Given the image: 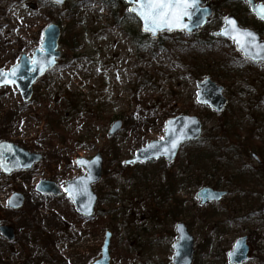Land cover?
<instances>
[{
    "label": "rangeland",
    "instance_id": "rangeland-1",
    "mask_svg": "<svg viewBox=\"0 0 264 264\" xmlns=\"http://www.w3.org/2000/svg\"><path fill=\"white\" fill-rule=\"evenodd\" d=\"M127 7L125 0H0L3 71L40 47L48 24L61 30V57L33 83L29 101L22 100L15 85L0 87V141L42 155L31 169L8 176L0 172V225L15 229L12 241L0 232V264H90L99 257L107 230L112 233L110 264H171L178 221L194 238L193 262L229 264L228 251L246 236L250 254L245 264H264V210L248 208L250 201L224 181L221 170L212 168L200 185H190L182 179L191 169L175 160L158 164L160 169L153 162L124 163L136 149L163 139L169 118L188 114L202 121V137L215 134L219 143L235 144L241 160L257 167L251 153L264 158V63L242 59L231 40L216 38L212 31L235 11L238 20L246 19L243 27L264 39V22L246 0H234L199 32L152 39ZM206 77L222 86L227 102L220 113L196 101V83ZM117 119L121 128L108 136ZM193 147L186 143L178 157ZM97 152L103 172L92 189L97 202L104 197L97 205L101 216L82 220L71 214L64 185L84 173L75 159ZM170 174H175L174 187L168 186ZM211 178L220 179L218 188L230 194L200 205L196 191L213 186L207 183ZM40 180L54 181L62 193L40 194L35 189ZM257 185L262 192L251 201L264 209V181ZM15 191L25 200L13 210L7 200Z\"/></svg>",
    "mask_w": 264,
    "mask_h": 264
},
{
    "label": "water",
    "instance_id": "water-1",
    "mask_svg": "<svg viewBox=\"0 0 264 264\" xmlns=\"http://www.w3.org/2000/svg\"><path fill=\"white\" fill-rule=\"evenodd\" d=\"M53 1V0H50ZM65 0H62L64 3ZM128 4V9L135 5L130 3V0H125ZM249 4L250 11L256 18L264 21L257 15L260 10V6H264V1L246 0ZM59 3V4H62ZM197 7L189 9V16L183 18V23L188 27L186 29H173L167 32L185 31L186 33L199 32L201 28L210 20L213 14V8L205 2V0H197ZM255 9V10H254ZM234 21L235 25L240 29H246L255 34L256 41L264 44V39L254 30L250 28L241 27L238 19L233 14H228L223 22L224 25L219 30H213L212 34L215 37L223 39H229L234 43V46L238 52L242 54V57L252 62L264 63V56L257 57L255 59L246 57L243 52L238 50L237 44L228 36L221 35L222 29L228 28L230 25L226 22ZM141 24V31L149 33L150 37H158L160 32L155 35L151 32L143 30V21L137 18ZM61 34L60 27L55 23L48 24L43 29V39L40 47L35 49L31 56L21 54L18 62L13 65L9 70L2 71L5 74L10 73L15 69L13 75H6L3 79L10 80L11 83H0L1 86L15 85L19 90L23 101H29L33 89L32 84L44 74L48 69L52 68L57 59L60 57L61 52L58 49V41ZM34 61H36L34 63ZM196 101L200 104H207L210 108L216 112H221L227 102V99L222 94V86L217 85L209 77H206L202 81L196 83ZM122 126V121L117 119L113 121L109 127L108 135H113ZM202 131V122L196 115L179 114L169 118L164 125V137L161 140H153L146 143L144 146L134 151L133 157L127 159L125 164H135L137 162H148L157 159H165L167 162H171L175 159L181 145L188 141L196 140L200 137ZM179 143L169 151L171 143L178 137ZM252 156L256 158V155L252 153ZM42 159V155L38 152H30L17 144L10 141H0V170L9 175L17 170H28L32 166ZM257 159V158H256ZM75 164L85 169V173L78 175L70 180L65 181V194L70 200L74 211L83 218H91L95 211L97 202V194L93 191L92 185L100 181L102 177V155L97 152L92 157H78L75 159ZM91 177V179H88ZM81 185L86 186L85 190L78 191ZM36 190L45 195L57 196L61 193L58 185L52 180H40L36 185ZM71 193V195H70ZM227 191L216 190L209 186H202L196 192V197L200 199V204L203 205L211 201H219ZM264 199V196H263ZM24 203V195L19 192H14L8 199V206L14 209L20 208ZM1 234L11 241L15 237L14 228L10 225L0 226ZM175 233L177 236L176 241L172 244L173 258L171 264H192L194 253V238L189 232L187 226L183 222H176ZM111 232L105 231L103 244L101 246L100 256L94 260L91 264H110L109 245ZM250 247L247 243L246 236H241L236 239L232 249L228 252L229 264H242L249 257Z\"/></svg>",
    "mask_w": 264,
    "mask_h": 264
},
{
    "label": "trees",
    "instance_id": "trees-1",
    "mask_svg": "<svg viewBox=\"0 0 264 264\" xmlns=\"http://www.w3.org/2000/svg\"><path fill=\"white\" fill-rule=\"evenodd\" d=\"M206 2L211 1L209 3L210 5H213L214 13H217L220 7L228 6L229 3L233 2L234 0H205ZM232 14L236 16L235 11H231ZM239 19L241 24H246V19L240 17ZM262 25V24H261ZM66 42V39L64 40ZM208 64V63H207ZM204 70L205 73L209 72L208 65L204 64ZM222 118V115H218V119ZM225 125H227L226 121H223L221 123V127L223 126L224 130L223 132L226 133L227 129L225 128ZM215 134L206 136V137H200L198 140L189 142V144L195 145V147L190 150V152L186 155L179 156L175 159V162H179V165L186 166L187 169H191V174L187 177H183L182 181H186V183L190 185H200L202 181L205 179V177H202L203 174L208 173L210 174V170L218 169L222 171V174L225 176V181L227 183L232 184L236 188L243 189L248 186L250 181H264V158L262 162L255 168L250 167L246 165L240 158V150L235 147V144H229V143H219L218 140H216ZM263 154V153H262ZM155 166H158V164H163L165 166L166 162L164 160H158L153 162ZM140 165H143L141 163ZM237 167V168H236ZM160 169V166H158ZM233 168V171H232ZM220 179L213 180H207L208 184H212L214 187H220ZM108 184L112 186V180L108 179ZM176 184L175 180V174H170L168 179V186L174 187ZM257 183L255 184V187H257ZM104 199L103 196L99 198V201L101 202ZM97 202V205L99 206V203ZM69 210L71 214L79 219V216L75 214L73 211V208L71 204L69 203ZM96 205V207H97ZM264 209L261 208V212H263ZM101 211L99 208H96L95 214L93 216L94 218H97L101 216ZM108 212V211H107ZM210 213H208L209 215ZM84 220V219H82ZM88 220V219H85ZM193 264H198V258L195 259ZM245 264V263H243Z\"/></svg>",
    "mask_w": 264,
    "mask_h": 264
},
{
    "label": "snow or ice",
    "instance_id": "snow-or-ice-1",
    "mask_svg": "<svg viewBox=\"0 0 264 264\" xmlns=\"http://www.w3.org/2000/svg\"><path fill=\"white\" fill-rule=\"evenodd\" d=\"M53 2L59 4L62 3V0H53ZM130 3L135 6L128 9L129 13L142 20L143 30L151 32L153 35L165 29L168 31L186 29L188 26L183 23V18L190 15L189 9H194L198 6L197 0H130ZM257 15L264 19V6H260ZM226 22L230 26L222 29L221 35L232 39L237 44L238 50L243 52L246 57L255 59L264 56V44L256 41L254 33L238 28L234 21H228L227 18ZM14 73L15 69L8 74L0 71V83H11L10 80L3 79V77ZM182 138L181 136L174 139L171 143V148L168 150L175 149ZM88 179H91V177ZM85 188L86 186L81 185L78 191L85 190Z\"/></svg>",
    "mask_w": 264,
    "mask_h": 264
},
{
    "label": "flooded vegetation",
    "instance_id": "flooded-vegetation-1",
    "mask_svg": "<svg viewBox=\"0 0 264 264\" xmlns=\"http://www.w3.org/2000/svg\"><path fill=\"white\" fill-rule=\"evenodd\" d=\"M256 161V160H255ZM257 162V164L259 165L261 162H262V159H259L258 161H256ZM257 165V166H258ZM237 168V167H236ZM223 175V174H222ZM224 176V175H223ZM224 181H225V176H224ZM261 182H263V181H257V182H255V181H250L249 182V184H248V186H246L245 188H244V190L242 189H240L241 191H240V193L241 194H243V196L245 197V199H247L248 201H250V204L248 205V208H250V209H252L253 207H257L258 208V210L261 212V208H262V204H260V202L258 203L256 200H252L251 201V197H252V195H254V193H258L259 195L261 194V192H262V190H260L259 188H258V186L257 187H255V185H254V187H252V185L251 184H260ZM212 185V184H211ZM210 186V185H209ZM211 187H213V188H215L214 186H211ZM235 189H239V188H236L235 186H233ZM222 190H224V191H227V193L223 196V198L225 197V196H227L228 194H230L229 192V190H227L226 188L225 189H222ZM263 196H264V193H263V195H262V198H261V200L262 201H264V199H263ZM233 201L234 202H238L239 201V197L238 196H236V197H234V199H233Z\"/></svg>",
    "mask_w": 264,
    "mask_h": 264
}]
</instances>
